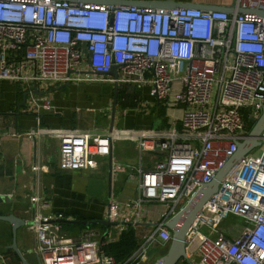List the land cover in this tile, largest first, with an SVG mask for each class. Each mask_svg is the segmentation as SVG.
<instances>
[{
    "label": "built area",
    "instance_id": "1",
    "mask_svg": "<svg viewBox=\"0 0 264 264\" xmlns=\"http://www.w3.org/2000/svg\"><path fill=\"white\" fill-rule=\"evenodd\" d=\"M221 1L232 13L0 0V80L26 92L23 112L52 110L49 89L70 82L146 86L149 106L160 102L167 115L179 110V130L26 132L27 138H56L60 171L96 170L97 158L107 155L113 140L133 143L138 160L122 170L134 179L135 193L123 202L110 200L104 218L117 222L110 226L116 236L124 223L139 219L151 228L117 262L101 249L105 241L98 231L68 236L61 228V213L35 208L23 226L36 264H137L150 243L169 242L164 222L210 181L236 143L247 137L245 121L255 120L264 105V0ZM111 66L115 77L107 74ZM255 139L259 154L249 153L253 146L232 164L188 226L183 257L188 264H264V127ZM143 153L151 155L149 166L141 161ZM30 200L38 201V208L48 207ZM146 204L165 208L151 221L145 216ZM228 216L241 220L233 239L218 228Z\"/></svg>",
    "mask_w": 264,
    "mask_h": 264
},
{
    "label": "crops",
    "instance_id": "2",
    "mask_svg": "<svg viewBox=\"0 0 264 264\" xmlns=\"http://www.w3.org/2000/svg\"><path fill=\"white\" fill-rule=\"evenodd\" d=\"M176 1L202 2L208 4L222 3L221 0ZM67 85H70L72 87L71 89H74L77 83L70 82L67 83ZM104 85L106 86L102 89L104 99L102 100V103H99V107H102V105L107 103V109H110L112 85L109 83H105ZM94 87L95 86H87V89L93 90L95 89ZM60 88H58V86H52L49 89V95L53 106L52 110L41 112L35 115L32 113L23 112L20 106L21 96L20 98L17 96V93H23L22 90H19L20 88L13 82L8 80H0V215L11 213L16 217L25 220L26 218L22 214H24L27 209L29 210L30 215L32 210L35 208L41 210V212H59L63 216V218L60 220L61 228L66 235L75 237L85 230H96L98 231L101 239L105 241L101 246L102 249V247L107 242L114 240L119 235L118 234L116 236L113 233L110 225L108 226L107 231L104 233V228L101 225L100 226L102 228L100 230L95 227H88L90 225L98 224H89L87 227H85L81 224H73L62 220H93L104 218L105 207L110 200L123 202L124 200L132 197L135 193L134 180L129 178L125 171L122 170V168H119L118 165L114 164L113 162L114 157L120 156V154L123 153L122 149H124V153L127 157L136 155L138 158V153L135 150L133 143H131L126 138L113 140L110 143L112 156L110 198L106 199L105 194V196L101 197L100 199L91 198L85 201V203H80L77 198L82 197L85 190L82 184H79V175H83L94 170L82 169L78 171H60L56 168V152L54 150V147L56 148L57 146L56 138L37 136L35 138L26 137V132L33 128L49 129L51 131H67L72 129H81L80 125L83 124L84 120H91L90 115L86 116L84 113L85 111H81L78 106H74L72 109H66L63 104L64 101L62 100L63 96L61 98L57 92ZM118 89L122 91L121 100H123V97H125L133 88L127 85L118 84L117 91ZM136 90L138 91V95L137 103L134 108H129L128 106L124 108V106L120 105L119 103H115V110L116 105L119 106V115L116 122H114L113 119L112 130L134 132L152 129V116L155 117V115L152 113L150 116H147L146 111L142 109L140 105L142 102L140 100L142 99L147 102L151 101L147 94V87L144 86L141 89ZM138 109L139 112L140 110L145 111L143 112L145 114H138ZM91 110L92 109L87 110L86 112H91ZM81 113L83 114L79 116ZM178 113V108L169 110L168 115L165 114L164 111L167 124L166 127L158 128V125L160 124L159 118V124L154 129L165 131L167 128L173 126L179 130V124L176 121ZM108 121L109 119L107 120L106 127L103 131L107 130ZM172 123H174V125H172ZM119 141L123 143L126 142V147L120 148L118 145L120 144ZM140 157L142 163L145 166H149L151 155L148 153H143ZM104 158H107V155L102 158L101 163H103ZM32 165L38 166V169L32 171L30 169ZM103 168L106 172V162H104ZM113 168L116 170L113 171ZM118 176L121 178L118 181V185L116 187L118 189L120 188L122 192L121 195L112 198L113 186ZM71 178L77 182V184H75L73 187L71 186ZM32 197L38 199L41 202H45L48 207L43 209L38 208V201L32 202L30 200ZM164 208V205L161 204H146L145 216H148L147 218L151 221L157 220L164 211ZM123 210L128 211V209L126 210L125 208ZM133 223L134 224H130V222L124 223V228L129 226L133 229L134 240L137 247L142 243L143 238L151 228L149 227L150 225L148 222L144 219L136 220ZM240 226L241 222L235 216H228L221 220L218 224L219 230L228 239H233L237 235ZM68 227L78 229V232L72 235L69 233ZM21 229L26 232V228L20 226L16 230L15 242L17 248L24 256V247L22 244L25 241H23ZM20 236V240L17 241ZM10 241V226L7 222L0 221V255L2 256L0 264H21L19 259H16L17 257L15 256L14 252L6 247L8 244H10ZM149 245H151L152 248L157 247V251L151 252L150 250L147 253L146 249L144 257L137 264H154L158 258H160L165 253L168 242L162 245L158 244L157 242H152ZM24 257L29 264H32L29 261L31 258H27L26 256ZM34 261L36 263L35 258ZM175 264H188V262L185 260V258H180Z\"/></svg>",
    "mask_w": 264,
    "mask_h": 264
},
{
    "label": "water",
    "instance_id": "3",
    "mask_svg": "<svg viewBox=\"0 0 264 264\" xmlns=\"http://www.w3.org/2000/svg\"><path fill=\"white\" fill-rule=\"evenodd\" d=\"M71 2H84V3H97V4H109V5H118V6H137V7H147V8H162V7H192L200 10H218L224 11L226 13H232L233 8L230 6H222L219 4H208L202 2H189V1H176V0H65ZM237 11H241L240 9ZM257 13H261L258 10H255ZM108 75L115 77L116 70L115 66H111ZM67 83H63L58 86V88L62 86H66ZM35 91V90H34ZM26 92L21 94V102L20 106L24 104ZM117 95V83H112V98L110 102L109 109V121L107 125V131L111 132L113 127V119H114V110H115V101ZM248 121L252 123L251 128L248 130L246 134V138L241 142L236 143L235 151L231 154V156L224 162V164L216 171L213 177L209 182L202 184L201 187L196 191L194 196L190 198L180 209H178L171 217H169L164 225L170 231V240L167 245V249L165 253L158 258V260L154 264H175L176 261L180 258L184 257V236L185 232L192 222L195 215L200 210L202 204L209 197L211 193H213L221 178L225 175V173L229 170L232 164L244 155L251 147L257 144V140L255 139L260 132V130L264 127V105L261 107V111L259 116L254 120L253 118H248ZM111 164H112V156H111V144L108 146L107 151V160H106V199L110 198L111 192ZM108 204L105 207V213H107ZM0 221L7 222L10 226V236L11 241L6 247L14 252L16 257L19 259L21 264H29L26 258L23 256L21 251L16 246V230L24 225V220L14 216L11 213L6 215H0ZM65 222L73 223V224H81L87 227L89 224H98L104 228V233L107 231L108 226L116 224L117 222L109 221L107 218L93 219V220H62ZM130 224H134L130 222Z\"/></svg>",
    "mask_w": 264,
    "mask_h": 264
},
{
    "label": "rangeland",
    "instance_id": "4",
    "mask_svg": "<svg viewBox=\"0 0 264 264\" xmlns=\"http://www.w3.org/2000/svg\"><path fill=\"white\" fill-rule=\"evenodd\" d=\"M193 1H202V0H193ZM105 83H101V82H97V83H89V82H82V83H77V85H75L76 87L74 89H71L72 87L70 85H67L65 87L60 88L57 92L60 95V97L62 98L63 96V101H64V106L66 107V109H72V107L74 106H78L80 108L81 111H85V115L89 116L90 115V119L91 120H84L83 124L80 125L81 129L83 130H93V129H98L100 131H103L106 127V123L107 120L109 119V109H107L106 105L107 103H105L104 105H102V107H99V103H102V100L104 99L103 96V88L106 87L104 85ZM87 86H95L93 90L91 89H87ZM142 101L140 103L141 108L144 109L146 111V115L150 116V114H152L153 112H150V106L148 105L149 102H146L145 100H140ZM143 104V105H142ZM119 106L116 105V110L114 111V122L117 121L118 115H119ZM91 110L86 112L87 110ZM145 111H141L139 112L138 109V114L143 113ZM76 112V111H75ZM78 112V111H77ZM136 112V111H135ZM76 114V113H75ZM83 113L79 114L82 115ZM145 114V113H143ZM75 117V115H74ZM85 117V116H84ZM159 124V118L158 117H153L152 116V123H151V127L152 130L157 127V125ZM252 126V123H250L248 120L245 121V128L246 130H249ZM120 144H118L120 146V148H125L126 147V142L123 143L121 141H119ZM259 146H255L253 147L249 153H251L253 156H256L259 154ZM54 150L56 152V148L54 147ZM123 153L120 154V156H116L114 157V164L118 165L119 168H124L127 167L130 164H135L138 160L136 155L133 156H126V154L124 153V149ZM102 157H98L97 160L99 161V166L96 170L94 171H89L83 175H79L80 177V182L79 184H82L83 188H84V193L82 195V197H78V201L81 203H85V201L91 199V198H98L100 199L101 197L105 196V192H106V172L104 171L103 168V164L104 162H106L107 158H104L103 163L102 162ZM113 176V175H112ZM115 178V177H114ZM120 176L117 177L116 182L114 183L113 186V191H112V198L121 195V190L120 188L118 189L116 186L118 185V181L120 180ZM68 180V179H67ZM113 180V179H112ZM132 180H134L132 178ZM75 184H77V182L71 178V186L73 187ZM129 185V184H128ZM23 216H25V220H28L30 218V212L27 209L26 212H24V214H22ZM238 220L241 222V220L238 218ZM24 227V226H23ZM197 228L201 231V232H205V228L202 225H198ZM68 231L70 234H76L78 232V229L72 228V227H68ZM21 235L23 238V241H25L22 246L24 247V256H26L27 258H31V260H29L32 264H36L33 258V255L30 253V251H28V235L25 231H23L21 229ZM21 238V236L19 237V239L17 241H19ZM151 250V252H155L157 251V247L152 248L151 245H149L147 247V253Z\"/></svg>",
    "mask_w": 264,
    "mask_h": 264
},
{
    "label": "trees",
    "instance_id": "5",
    "mask_svg": "<svg viewBox=\"0 0 264 264\" xmlns=\"http://www.w3.org/2000/svg\"><path fill=\"white\" fill-rule=\"evenodd\" d=\"M121 93L122 91L118 89L115 103H119L120 105L124 106V108L126 106H128L129 108H134L137 103L138 91L134 88L131 89V91L125 97H123V100H121ZM17 96H19L20 98L21 92L17 93ZM150 108V112H153L156 117L160 118V124L158 125V128L166 127L167 124L166 117L164 116L163 105H161L160 102L154 101ZM88 227H95L98 230L102 228L100 225H90ZM135 248L136 242L134 240L133 229L129 226H126L114 240L107 242L102 247V250L104 251V253L111 255L115 261L122 262L130 255V253Z\"/></svg>",
    "mask_w": 264,
    "mask_h": 264
}]
</instances>
